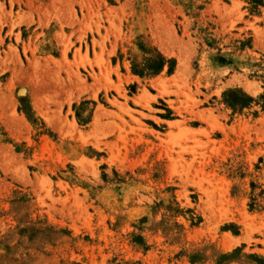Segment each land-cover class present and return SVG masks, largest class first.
Segmentation results:
<instances>
[{"label": "rangeland", "instance_id": "374dc122", "mask_svg": "<svg viewBox=\"0 0 264 264\" xmlns=\"http://www.w3.org/2000/svg\"><path fill=\"white\" fill-rule=\"evenodd\" d=\"M0 264H264V0H0Z\"/></svg>", "mask_w": 264, "mask_h": 264}, {"label": "trees", "instance_id": "16d2710c", "mask_svg": "<svg viewBox=\"0 0 264 264\" xmlns=\"http://www.w3.org/2000/svg\"><path fill=\"white\" fill-rule=\"evenodd\" d=\"M161 64L158 63L157 66L154 67V70H158L160 68Z\"/></svg>", "mask_w": 264, "mask_h": 264}]
</instances>
